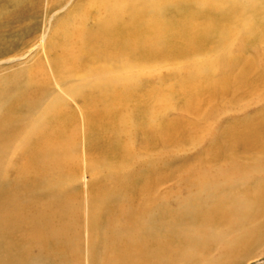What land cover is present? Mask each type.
<instances>
[{"label": "bare ground", "instance_id": "6f19581e", "mask_svg": "<svg viewBox=\"0 0 264 264\" xmlns=\"http://www.w3.org/2000/svg\"><path fill=\"white\" fill-rule=\"evenodd\" d=\"M80 5L98 9L95 28L88 25L87 8H70L50 34L45 55L28 70L26 85L19 81L25 69L0 79V176L20 136L34 135L45 144L58 139L57 133L66 138L71 126L83 134L80 126L99 122L106 130L122 131L116 120L123 108L132 132H155V140L166 143L173 136L180 147L161 170L148 172L143 203L129 198L124 231L114 230L117 250L99 264H264V0H82ZM257 13L261 22L252 27ZM241 35L254 41L236 43ZM235 46L241 53L233 61ZM162 67L175 82L142 87L138 77ZM30 89L35 96H27ZM62 89L66 96L44 99ZM203 96L207 102L201 106ZM179 101L188 119L164 124ZM147 142L158 145L151 135L144 137ZM43 149L50 167L43 172L64 178L74 160L70 146L56 142ZM189 156L194 164L184 169L177 162L187 165ZM20 192L17 187L0 192V264H42L15 254L20 239L13 234L25 216L43 223L42 215L51 213V224L44 222V231L27 238L33 244H44L47 230L53 238L79 239L78 200L57 195L33 211L30 201H14ZM61 208L70 216L64 219Z\"/></svg>", "mask_w": 264, "mask_h": 264}, {"label": "rangeland", "instance_id": "374dc122", "mask_svg": "<svg viewBox=\"0 0 264 264\" xmlns=\"http://www.w3.org/2000/svg\"><path fill=\"white\" fill-rule=\"evenodd\" d=\"M81 3L82 0H0V79H4V77L10 75L14 76L16 73L19 74L25 69L24 72H21L23 76L20 77L19 81L20 85H26L28 70L35 63L37 56L45 55L50 34L61 24V20L66 19L70 8H74V11L87 8V12H89L87 16L88 25L91 28H95L98 24L97 19L99 15L95 14V12L98 13V9L95 6L80 5ZM253 17L255 18L250 20L249 23L253 24L252 27H258L262 14L257 13L251 16V18ZM251 41L254 40L241 35L236 43ZM231 53L233 54L230 59L234 61V57L240 56L241 50L239 51V47L235 46ZM167 72V69L164 67L155 69L149 74L139 76L138 81H142V87L144 88L159 85L161 82L170 85L175 80L171 77L173 75ZM66 85L68 96H70V85ZM67 93L63 92L62 89L54 90L52 94L51 90V93L44 99L52 95L55 97L57 94L66 96ZM30 94L35 96L36 92L30 89L27 96ZM201 99L200 104L204 106V99L207 102L206 96H203ZM5 103L6 101H4ZM173 106L165 114L163 118L164 124L175 122L176 120H182L183 122L188 119L186 117L187 111L182 108L184 106L183 101H179V103H175ZM2 108L3 106L0 104V110ZM209 109L210 107H206L204 112L209 111ZM99 110H101L99 107L98 109H94L95 112ZM123 111L125 109L119 108L118 120H116L118 124L123 123L124 130L122 131L121 129L119 131V128L117 130L112 128V132L106 130L107 125H103L101 122L93 123V126H80L79 128L84 132L83 134L81 132L75 133V131L73 133V126H71L68 128V131L64 132L67 135L66 138L57 133L58 139L53 138L51 142L45 143L49 146L56 142H64L67 148L70 146L74 160L70 158V165L61 174L64 178H55L52 177L54 176L53 174H45L43 172L45 165L48 167V164L46 156L43 153L45 151L43 149L45 144L41 139L27 134L29 139L20 136L18 142L10 147L4 159L3 172L0 176V186H3V190L0 192L3 193L5 188L14 189L17 187L22 192H20V196L16 197L14 201L16 202L17 200L21 203H28L30 201L28 204L33 211H36L39 205L42 206L43 203L44 205L48 204L55 199L53 196L57 195H64L71 201L78 200V216L74 225L79 228L81 233L79 239L76 240L66 236L59 239L53 238L47 230L45 231L47 237L41 240L44 241V244L38 241L39 244H33L27 238L31 236L30 234H35L37 231L39 233L42 230L44 231V227L47 224H51L48 221L51 219V213L45 212L42 215L43 223L41 221L40 223L36 222L35 218H31L29 221L25 216L21 223L22 226L16 228L15 234H13L14 236H19V243L22 244H17L15 247V251H17H14L15 254L25 253V257H28L27 261H30L29 263L37 261L42 264H99V260L103 255L110 254L109 251L116 249L113 245L115 241L114 230L122 228L124 231L123 228L126 225L125 212L127 205L130 203L129 198H133L134 203H143L142 191L147 175H149L148 172L151 169H154V171L161 170L163 162L176 155L180 147L173 139V136H170L169 139L171 141L166 143V141L162 142L161 138V142L160 140H155V132L154 135L151 132L143 134L141 130L132 132L129 129L127 115ZM54 129L51 130L53 131ZM224 129L223 127L222 130ZM117 133L119 134L117 135ZM149 135L158 143L156 147H154L152 142L144 143V137H149ZM183 140L182 138L181 141ZM185 149L183 150L186 152L190 148L185 147ZM34 151L40 152L36 160L32 157ZM189 159L188 161H191L192 157L189 156ZM177 163H180L184 169H189L194 164L193 160L188 162L187 165L183 161ZM168 164L170 166V163ZM42 166L44 167L42 168ZM172 166L175 167L174 162ZM182 167L180 166L171 175L172 181L176 180L175 177L177 178L180 174L179 170ZM49 169L50 167H48ZM155 176L157 175L154 174ZM20 185L21 187H19ZM1 193L0 198L3 196ZM52 193L54 195H51ZM25 196L27 197L26 200ZM31 201L36 202L33 203ZM57 211L62 213L63 217L66 214L70 216L68 211L64 212L62 208L60 210L57 209ZM3 225L11 227L12 222H6ZM39 227H42V229ZM7 241L8 243L10 242L9 244L16 243L10 240ZM259 250L261 249L259 248ZM75 257H78L80 261H75ZM261 259L264 262V256ZM250 264L256 263L251 262Z\"/></svg>", "mask_w": 264, "mask_h": 264}]
</instances>
